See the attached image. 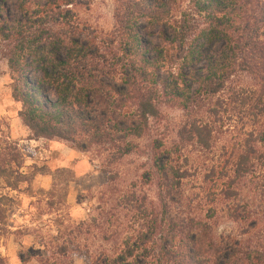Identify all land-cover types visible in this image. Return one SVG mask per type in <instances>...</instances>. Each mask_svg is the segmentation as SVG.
<instances>
[{"label": "trees", "instance_id": "1", "mask_svg": "<svg viewBox=\"0 0 264 264\" xmlns=\"http://www.w3.org/2000/svg\"><path fill=\"white\" fill-rule=\"evenodd\" d=\"M79 5L0 0V48L19 116L36 138L102 149L108 166L147 156L142 179L154 197L133 190L122 199L137 229L91 264H264L260 244L215 232L220 216L251 228L247 206H237L241 186L256 179L264 192V0H118L114 28L99 36L81 28ZM240 75L251 87L236 84ZM162 107L184 114L177 141L141 149ZM221 115L251 132L226 167L205 170L196 211L185 149H209Z\"/></svg>", "mask_w": 264, "mask_h": 264}, {"label": "rangeland", "instance_id": "2", "mask_svg": "<svg viewBox=\"0 0 264 264\" xmlns=\"http://www.w3.org/2000/svg\"><path fill=\"white\" fill-rule=\"evenodd\" d=\"M78 1L73 12L82 29L97 36L112 31L118 0ZM4 51L0 48V264H91L102 253L111 255L137 229L136 216L120 204L122 199L133 190L154 197L153 182L142 179L149 167L147 156L132 154L108 166L102 149L81 152L62 140L36 138L22 122L21 105L12 97L14 80ZM235 82L240 87L252 85L244 75ZM160 113L157 121H151L149 135L138 142L141 149L152 140L167 146L176 143L183 112L162 107ZM220 117L213 125L209 149H185L193 166L185 188L196 211L202 205L196 187L202 186L205 170L214 168L218 173L226 167L229 155L239 151L251 132L242 121ZM109 173L115 178L111 186ZM243 186L245 202L237 206H247L251 228L220 216L215 232L260 244L262 252L264 192L259 196L262 189L256 179Z\"/></svg>", "mask_w": 264, "mask_h": 264}]
</instances>
